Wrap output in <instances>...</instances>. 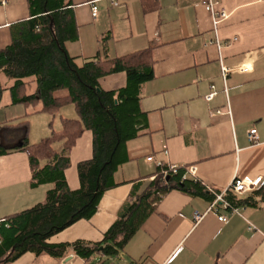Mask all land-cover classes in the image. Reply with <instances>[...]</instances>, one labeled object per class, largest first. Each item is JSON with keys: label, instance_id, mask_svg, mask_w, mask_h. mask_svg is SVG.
<instances>
[{"label": "crops", "instance_id": "obj_1", "mask_svg": "<svg viewBox=\"0 0 264 264\" xmlns=\"http://www.w3.org/2000/svg\"><path fill=\"white\" fill-rule=\"evenodd\" d=\"M217 1L215 11L223 10L227 18L216 33L201 0L63 1L76 29V39L64 42V49L78 67L142 52L152 78L138 88L135 138L124 144L126 160L113 174L114 186L101 195L89 220L71 224L48 244L100 243L129 197L142 195L160 172L165 177L175 166L194 168L185 179L196 181L211 197L178 189L162 194L157 181L152 212L121 251L125 264H264V198L257 189L227 192L223 199L229 207L210 210L214 194L225 192L234 179L264 180V0ZM32 15L28 0L0 4V50L18 38ZM12 86L0 74V223L44 204L53 189L51 183L33 181L28 157L16 149L21 144L11 129L27 122L26 143L35 145L59 132L63 120L77 119L71 105H65L71 111L64 113L63 106L51 115L39 112L37 102L12 104ZM99 86L107 93L123 90L126 73L104 76ZM35 90V84H27L20 96ZM59 93L55 96H65ZM252 130L254 143L248 140ZM92 155V134L85 131L64 171L69 190L79 189L77 164ZM90 259L72 252L62 260L27 252L8 264H86Z\"/></svg>", "mask_w": 264, "mask_h": 264}, {"label": "trees", "instance_id": "obj_2", "mask_svg": "<svg viewBox=\"0 0 264 264\" xmlns=\"http://www.w3.org/2000/svg\"><path fill=\"white\" fill-rule=\"evenodd\" d=\"M63 1L28 0L35 18L22 23L18 38L0 50V74L14 82L9 88L12 104L37 102L41 105L39 112L51 115L71 105L77 114L76 120H63L59 132H52L35 145L26 143L27 122L11 129L21 144L16 149L28 157L33 181L51 183L53 189L44 204L0 223V264H8L27 252L57 260L65 259L70 252L83 260L96 254L117 256L152 212L153 203L158 200L153 195L157 181L163 184L158 188L162 194L178 189L192 196L211 197L196 181L183 179L185 169L167 171L165 177L160 172L152 187L140 196L129 197L123 213L100 243H47L71 224L89 220L101 195L114 186L113 174L126 160L124 144L135 138L138 88L152 78L150 64L144 59L146 53L142 52L107 62L95 59L78 67L64 49V42L76 39V29ZM118 72L126 73L127 87L117 92L102 91L99 80ZM27 84H35V92L20 96L19 89ZM2 91L0 87V98ZM61 91L65 96H55ZM85 131L92 134L93 155L77 164L80 187L71 191L64 171L70 166L69 153L75 141ZM55 145H59V150ZM256 192L264 198V183Z\"/></svg>", "mask_w": 264, "mask_h": 264}, {"label": "built area", "instance_id": "obj_3", "mask_svg": "<svg viewBox=\"0 0 264 264\" xmlns=\"http://www.w3.org/2000/svg\"><path fill=\"white\" fill-rule=\"evenodd\" d=\"M7 3V0H0L1 5H5ZM201 6L203 9L211 15V20H212V27H213V32L216 33L217 26L220 22L224 21L227 18V15L223 10L215 11V6L218 4L217 0H201L200 2ZM115 5V4H114ZM92 17L96 16V7H92ZM223 72H227L225 69H223ZM214 94H211L207 97V100L210 101L213 98ZM256 131L252 130L248 134V140L250 143H254L256 141ZM178 168L175 166H171L169 168V171H172L173 173L177 170ZM186 173L187 172H193L194 168H190L189 171L185 169ZM167 172H164L166 174ZM183 179H185V176H183ZM264 183V180L262 178H257V179H234L227 190L223 193L219 194H214V199L211 203L210 210L217 209V207L221 206L224 209H227L229 207L228 203L224 201L223 197L225 193L231 192L236 195L244 194L246 192H250L253 190L258 189L261 187ZM233 213H236V210L233 211ZM200 217L199 215H195V220H199ZM220 222L225 223L227 221L226 217L219 216L218 217Z\"/></svg>", "mask_w": 264, "mask_h": 264}, {"label": "rangeland", "instance_id": "obj_4", "mask_svg": "<svg viewBox=\"0 0 264 264\" xmlns=\"http://www.w3.org/2000/svg\"><path fill=\"white\" fill-rule=\"evenodd\" d=\"M59 94L64 95L66 93L61 91ZM5 99H7V97H5ZM72 109L73 108L71 106H65L63 109V112L66 113V111H71ZM118 179H120V176H118ZM86 264H125V258H124V255L120 252L119 258L95 256L92 259H90Z\"/></svg>", "mask_w": 264, "mask_h": 264}]
</instances>
